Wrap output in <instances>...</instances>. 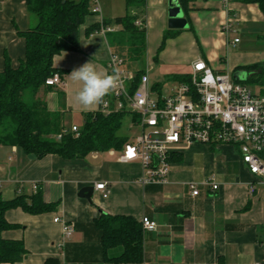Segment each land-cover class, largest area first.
I'll return each mask as SVG.
<instances>
[{
	"label": "crops",
	"instance_id": "obj_1",
	"mask_svg": "<svg viewBox=\"0 0 264 264\" xmlns=\"http://www.w3.org/2000/svg\"><path fill=\"white\" fill-rule=\"evenodd\" d=\"M99 1L102 13H91L81 26L79 50L54 57V67L66 71L63 82L38 93L49 111L61 114L63 127L81 128L86 115L100 107L86 110L76 101L81 84L70 78L72 71L91 62L98 71L108 72L112 54L125 60V42L131 40L124 26L115 22L127 14L126 0ZM169 2L146 0L144 7L131 9L137 16L135 24L144 22L146 64L137 71L125 64L128 71H148L150 84L163 86V78L190 75L193 64L203 59L216 71L240 81L237 74L241 82L264 96V86L257 80L261 71L247 69L264 67V12L259 3L195 0L188 13L182 9L188 27L175 29L169 26ZM106 20L111 21L108 26L114 28L112 31L86 34L87 28ZM34 23L27 0H0V72L7 59L18 67L25 58L26 40L19 31ZM228 23L231 29L227 33L224 26ZM79 117L82 125L76 122ZM120 152H93L85 158L66 159L57 154L38 157L14 145H0L3 198L30 197L40 189L43 200L55 205L40 214L21 207L6 211V219L18 226L2 235L23 240L27 254L21 261L2 264H114L106 258L119 255L122 247L110 248L105 254L95 224L103 212L132 216L140 222L149 217L157 223L156 230L144 229L140 264H264V183L249 171L237 146L193 144L185 148L175 156L169 182L164 185H143L141 164L121 162ZM209 176L220 185L217 191L203 184ZM102 182L110 190L108 198L95 189ZM191 182L199 183V195H193ZM90 186L95 189L91 202L80 195ZM56 218L74 225V233L64 240L63 247L59 243L64 239V225Z\"/></svg>",
	"mask_w": 264,
	"mask_h": 264
},
{
	"label": "trees",
	"instance_id": "obj_2",
	"mask_svg": "<svg viewBox=\"0 0 264 264\" xmlns=\"http://www.w3.org/2000/svg\"><path fill=\"white\" fill-rule=\"evenodd\" d=\"M178 1L188 13L190 3L195 0ZM253 1L259 3L264 12V0ZM145 3L146 0H126L127 14L115 19L135 39L136 49L145 29L135 24L137 16L131 13V9L142 8ZM27 6L35 23L28 30L19 31L26 40V56L18 67H13L7 59L6 68L0 72V145H14L38 157L57 154L66 159L85 158L93 152L121 151L130 141L128 135L120 133L124 118H130L129 114L105 115L97 110L86 115L78 137L70 131L59 139L58 134L63 128L62 116L49 111L46 102L38 97L42 89L52 87L46 85L49 77L55 73L63 77L66 73L54 67V57L63 51L79 50L81 26L91 14L90 0H27ZM103 24L107 27L111 21L106 20ZM101 29V25L95 24L87 28L86 34L100 32ZM169 32L165 34L161 48ZM247 69L261 71L257 80L264 86V67L253 65ZM140 77L141 73H137L133 89L139 85ZM170 79L190 82L191 77L183 74L173 75ZM153 87L161 89L162 85ZM18 207L40 214L51 211L55 205L43 200L40 189L30 197L18 195L11 200L4 199L0 191V264L21 261L27 254L23 240L6 239L2 235L5 230L18 226L5 216L7 210ZM95 224L100 230L106 255L108 249L122 247L119 255L107 256V260L114 264L143 262L142 222L132 216L103 212Z\"/></svg>",
	"mask_w": 264,
	"mask_h": 264
},
{
	"label": "built area",
	"instance_id": "obj_3",
	"mask_svg": "<svg viewBox=\"0 0 264 264\" xmlns=\"http://www.w3.org/2000/svg\"><path fill=\"white\" fill-rule=\"evenodd\" d=\"M222 1L224 4L230 2ZM90 2L91 13L101 14L100 1ZM103 23L102 32L114 29ZM136 25L144 27V22L138 20ZM230 29V23L224 26L225 32ZM113 68L120 71L119 85L104 98L98 111L105 115L127 113L130 127L139 128L140 133L130 138L121 150L119 160L141 164L143 185L167 184L175 156L193 144L237 146L249 171L264 183V96L256 94L244 82L235 81L230 74L216 71L203 59L193 64L190 82L175 81L168 91H164L163 86L154 88L148 71L141 73L139 85L133 89L136 74L125 68V60L118 54H112L109 60L110 74ZM62 82V75L55 73L46 80V85L56 86ZM70 131L78 137L80 128L63 127L58 138ZM198 184L190 183L194 196L200 194ZM203 184L213 191L220 188L214 176H209ZM95 189L104 198L110 195L105 182L96 184ZM251 191H255L254 186ZM55 221L62 222L59 218ZM62 223L64 239L59 247H63L64 240L74 233L72 223ZM142 224L145 230L157 229V223L149 217H143Z\"/></svg>",
	"mask_w": 264,
	"mask_h": 264
},
{
	"label": "clouds",
	"instance_id": "obj_4",
	"mask_svg": "<svg viewBox=\"0 0 264 264\" xmlns=\"http://www.w3.org/2000/svg\"><path fill=\"white\" fill-rule=\"evenodd\" d=\"M70 78L81 84L75 99L86 110L102 104L104 98L118 87L121 79L118 68H113L110 74L98 71L91 62L74 69Z\"/></svg>",
	"mask_w": 264,
	"mask_h": 264
},
{
	"label": "rangeland",
	"instance_id": "obj_5",
	"mask_svg": "<svg viewBox=\"0 0 264 264\" xmlns=\"http://www.w3.org/2000/svg\"><path fill=\"white\" fill-rule=\"evenodd\" d=\"M135 42V39L131 38L130 41L125 42L126 44V50H124V58H125V64L127 67L132 69L133 71H137L141 68L145 67V52L143 51L144 47V32L141 33V38L138 40V48L136 49V45L133 44ZM123 48V49H124ZM163 90L168 91L174 84L175 81L170 80L167 78H163ZM255 90L256 88H253ZM76 122L80 125H82L83 121L82 118H76ZM120 133L124 135H128L130 138L136 137L140 130L137 127H130V118L126 117L124 118V124L122 129L120 130Z\"/></svg>",
	"mask_w": 264,
	"mask_h": 264
},
{
	"label": "water",
	"instance_id": "obj_6",
	"mask_svg": "<svg viewBox=\"0 0 264 264\" xmlns=\"http://www.w3.org/2000/svg\"><path fill=\"white\" fill-rule=\"evenodd\" d=\"M178 0H170L169 2V26L170 28L175 29H184L188 27V22L186 18L184 17V12L182 8L179 6ZM235 78L242 81L243 79L239 77L237 74L235 75ZM94 187L90 186L87 188H84L80 195L83 197H86L90 202L92 201V197L94 195Z\"/></svg>",
	"mask_w": 264,
	"mask_h": 264
}]
</instances>
